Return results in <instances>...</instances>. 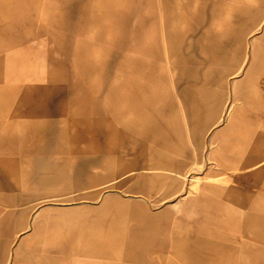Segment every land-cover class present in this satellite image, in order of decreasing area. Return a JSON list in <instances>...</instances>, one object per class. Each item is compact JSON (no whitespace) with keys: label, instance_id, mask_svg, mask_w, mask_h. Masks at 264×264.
Here are the masks:
<instances>
[{"label":"rangeland","instance_id":"obj_1","mask_svg":"<svg viewBox=\"0 0 264 264\" xmlns=\"http://www.w3.org/2000/svg\"><path fill=\"white\" fill-rule=\"evenodd\" d=\"M261 37L264 0H0V168L17 180L0 207L27 225L81 213L71 224L96 233L114 220L107 197L157 214L126 215L125 245L85 247L82 264H264V150L243 153L255 166L218 161L239 131L264 147V64L249 81ZM207 175L221 178L206 189ZM11 244L39 261L32 226Z\"/></svg>","mask_w":264,"mask_h":264},{"label":"crops","instance_id":"obj_2","mask_svg":"<svg viewBox=\"0 0 264 264\" xmlns=\"http://www.w3.org/2000/svg\"><path fill=\"white\" fill-rule=\"evenodd\" d=\"M254 55H256L255 57L257 61L252 64ZM250 59L249 81L252 82L254 80H252L253 74L258 70L263 71L262 68L259 67V64H264V37L256 38L252 43ZM249 81L245 88L242 87V85L239 86L238 84L234 87V99L240 101L243 105L252 104L255 97V92L252 87L253 85ZM235 134L237 135L235 145L230 147L232 151H229V146L225 139L222 140L221 144L223 146V152L218 158L220 164L225 166L227 169L235 170L240 167L247 166L248 164L251 166L257 165L258 162H247L244 164L243 153L247 149H252L253 151L261 149L263 151L264 147H261L259 144L254 142L249 144V141H251L250 134L241 135L240 131ZM162 169L176 174L183 172L181 168L173 169L163 167ZM206 177H213L217 179L209 180L204 178L205 183L203 188L206 189L211 187V182H216L221 178L219 176L212 175H207ZM6 182L9 186L12 184L14 185L17 180L10 182L4 175V171L0 168V188H4L6 186ZM95 191L92 192L97 196ZM204 191L205 190L202 189L197 197L189 196L187 198L186 203L190 211L196 213V204L201 197V193ZM55 199V197H50L47 200ZM2 201L3 202L0 201V204L7 202L3 199ZM99 210L100 215H110L114 220L111 222L110 227L106 231L101 230L98 233H96L94 228H91L88 232L84 231L80 222H77L75 225L71 224L73 222V216L81 215V213L63 212L61 214H54L49 211H44L35 215L34 220L28 224L29 226H32L39 245L40 259L39 261L37 260L35 264H76V262H78L77 264H82L81 259L84 256L82 251L85 250V247L89 248V255H92L93 249L98 247V249L102 250V255L111 257L114 254L113 250L115 247H123L126 243V225L124 220L126 215H157L148 211L147 208H145L146 211L144 210L142 213L138 214L136 208L127 205L123 201L111 200L109 197L103 200V204L99 207ZM17 211L18 209L7 211L1 208L0 237L3 236L4 238L0 241V264H7L8 261H11V264H31L30 258L27 256V253H25V249L22 244H18L16 248L13 244H11L13 236L19 235L21 231H25L28 227L24 219L25 215H17ZM219 216L220 217L217 216L218 218L215 222L225 225H229V223H231L230 219L233 217V215ZM118 217L120 219H118ZM21 222H23L24 225L22 228L18 229V223ZM234 225V229H236V224ZM17 238H14V241H16Z\"/></svg>","mask_w":264,"mask_h":264},{"label":"bare ground","instance_id":"obj_3","mask_svg":"<svg viewBox=\"0 0 264 264\" xmlns=\"http://www.w3.org/2000/svg\"><path fill=\"white\" fill-rule=\"evenodd\" d=\"M255 56H256V55H255ZM252 64H254V60L252 61ZM239 109L242 110L241 108H239ZM240 110H239V111H240ZM237 112H238V110H237ZM233 117H234V115H233ZM198 177H199V176H198ZM204 178H205V179H209V180H217V179H215V178H213V177H203V179H204ZM195 180H196V179H195ZM197 182H198V183H197L196 186H194V187H198L197 185L201 182V179H198ZM194 183H195V181H194ZM204 193H205V192H204ZM202 195H203V193H202ZM202 201H203V200H202ZM214 202H215V201H214ZM201 203H202V202H201L200 200H198L197 204L200 205ZM212 203H213V202H212ZM208 204H209V203H208ZM203 205H205V204H203ZM211 206H212V205H211ZM214 206H215V205H214ZM205 208H207L206 205H205ZM212 208H213V207H212ZM214 208H216V207H214ZM216 209H217V208H216ZM216 209H215V210H216ZM203 210H204V209H203ZM207 210H208V209H207ZM218 210H219V212H220L221 215H227V214H228V212H226V211H227L226 208H223L222 205H219V209H218ZM218 210H217V212H218ZM225 210H226V211H225ZM230 212H231V211H230ZM216 218H218V217H215V219H216ZM233 220H234V219H233ZM233 220H232V221H233ZM235 221H236V220H235ZM230 222H231V221H230ZM260 229H261V228H260ZM261 230H262V229H261ZM261 236H264V235H261Z\"/></svg>","mask_w":264,"mask_h":264}]
</instances>
